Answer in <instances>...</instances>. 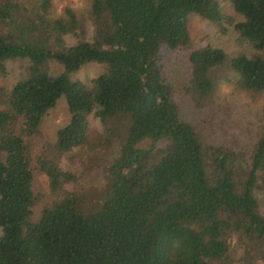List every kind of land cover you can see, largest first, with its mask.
<instances>
[{"label":"trees","instance_id":"16d2710c","mask_svg":"<svg viewBox=\"0 0 264 264\" xmlns=\"http://www.w3.org/2000/svg\"><path fill=\"white\" fill-rule=\"evenodd\" d=\"M229 2L240 19L228 22L250 48L231 57L192 46L188 30L192 14L221 24V0H92L89 35L72 8L53 16V0H0V78L7 61H26L24 75L0 84V264H264V129L235 167L238 152L204 143L180 115L165 76L183 54L182 90L196 107L221 80L264 92V0ZM228 58L231 73L214 77ZM89 63L101 71L73 77ZM60 97L69 119L55 132L56 157L87 141L90 116L119 134L120 150L91 213L62 188L73 177L54 154L39 159L54 199L34 219L26 139Z\"/></svg>","mask_w":264,"mask_h":264},{"label":"rangeland","instance_id":"374dc122","mask_svg":"<svg viewBox=\"0 0 264 264\" xmlns=\"http://www.w3.org/2000/svg\"><path fill=\"white\" fill-rule=\"evenodd\" d=\"M221 2L226 17L221 24L211 23L196 14L190 15L188 30L191 45L219 47L229 57L240 52L248 53L249 45L239 37L228 22L231 19L237 21L240 17L233 12L229 0H221ZM91 4L92 0H53V16L62 15L67 7L72 8L77 12L80 25L89 35L90 19L88 16ZM73 37V35H67L66 39L73 41L75 40ZM170 55L166 58H170ZM175 55L178 60L176 59L172 65L165 67V76L173 88V98L179 106L180 115L195 125L204 143L238 152L234 164L235 167H243L244 163L243 166L241 163L247 160L253 142L264 129V92H247L235 84L221 80L205 105L196 107L191 98L182 90L187 82V69L182 59L183 54L175 53ZM229 59L212 70L214 77L224 74L225 71L231 73L228 67ZM25 64L26 61L23 59L7 61L8 73L5 78H0V84L11 86L16 79L24 75ZM100 71V65L89 63L73 77L85 79ZM68 119L69 112L65 98L60 97L55 106L45 115L39 134L26 139L31 153L32 189L37 198L32 207L34 219H38L43 206L50 204L54 199L48 191L45 174L38 169V161L48 158L53 161L55 151L51 144L54 141L55 132L66 124ZM89 121L90 131L87 141L58 157L55 156L58 166L73 177L70 182L64 183L62 188L78 196L79 208L86 213L99 211L106 200L110 186L109 167L118 156L121 143V137L117 132L103 133L96 119L90 116ZM148 144L149 140H144L139 143V146L146 147ZM157 144L161 146L162 142ZM51 154L54 156H50ZM259 197L261 198L259 209L264 212V195ZM239 254L240 252L236 251L233 256Z\"/></svg>","mask_w":264,"mask_h":264}]
</instances>
